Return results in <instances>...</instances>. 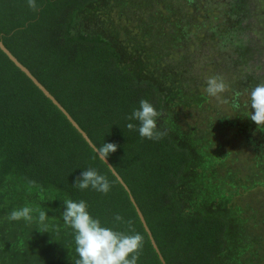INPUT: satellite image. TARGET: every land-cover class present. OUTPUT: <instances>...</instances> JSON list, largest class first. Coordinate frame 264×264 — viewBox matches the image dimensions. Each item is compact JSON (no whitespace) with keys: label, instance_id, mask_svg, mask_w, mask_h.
I'll return each mask as SVG.
<instances>
[{"label":"trees","instance_id":"16d2710c","mask_svg":"<svg viewBox=\"0 0 264 264\" xmlns=\"http://www.w3.org/2000/svg\"><path fill=\"white\" fill-rule=\"evenodd\" d=\"M249 14L264 52V0H0L92 142L0 47V264H164L131 195L166 264H264Z\"/></svg>","mask_w":264,"mask_h":264},{"label":"rangeland","instance_id":"374dc122","mask_svg":"<svg viewBox=\"0 0 264 264\" xmlns=\"http://www.w3.org/2000/svg\"><path fill=\"white\" fill-rule=\"evenodd\" d=\"M255 12V10H253V13ZM255 16L249 14L248 17H246L244 19V24L247 25L249 24L252 25L253 28L249 27L247 29V31L244 33L243 37L246 40H251L252 44L254 46V48H256V50L253 48V51L251 50L250 53V57H251V61H250V65L252 67V71L255 72L256 76L258 79H260L259 84H261L263 86L262 88V92L260 91L261 89V85H260V94L262 99L264 100V52L262 51L260 45V35L257 32L258 29V25L255 26ZM263 47V46H262ZM223 72H221L218 76V81L219 79H221L223 82H225V80L228 79V75L227 74H222ZM262 99H260V97H256V100L254 101L255 103H257L258 105H262ZM260 112L264 113V107H262V109H259Z\"/></svg>","mask_w":264,"mask_h":264},{"label":"water","instance_id":"95a60500","mask_svg":"<svg viewBox=\"0 0 264 264\" xmlns=\"http://www.w3.org/2000/svg\"><path fill=\"white\" fill-rule=\"evenodd\" d=\"M0 47L9 55V57L18 65V66H20L32 79H33V81L46 93V95L47 96H49L52 100H54L55 101V103L56 104H58V106L66 113V115L69 117V119L75 124V126H77L78 127V129L83 133V135L85 136V138L90 142V143H92L91 141H90V139H89V137H88V135L79 127V125H78V123L71 117V115L64 109V107H62V105L56 100V98L45 88V86L31 73V71L27 68V67H25L20 61H18V59L12 54V52L5 46V44H4V42L0 39ZM100 155L102 156V158L107 162V164L111 167V169L113 170V172L116 174V176L118 177V179L120 180V181H122V183L124 184V186L126 187V188H128V186L126 185V183L123 181V179H122V177L119 175V173L114 169V167H113V165L110 163V161L108 160V158L105 156V155H103L102 153H100ZM131 199H132V201L134 202V204L136 205V208H137V210H138V213H139V215H140V218H141V220H142V222H143V224H144V226H145V228H146V230L148 231V233H149V235H150V237H151V239H152V242H153V244H154V246H155V248L157 249V251H158V253H159V255H160V257H161V259L163 260V262H164V264H166L165 263V260H164V258H163V255H162V253L160 252V250H159V248H158V246H157V244H156V241H155V239L153 238V236H152V232H151V230L149 229V227H148V224H147V222H146V219H145V217H144V215H143V213L141 212V210H140V208L138 207V205H137V203H136V201H135V199L133 198V196L131 195Z\"/></svg>","mask_w":264,"mask_h":264}]
</instances>
